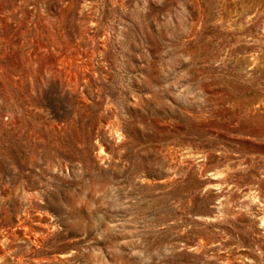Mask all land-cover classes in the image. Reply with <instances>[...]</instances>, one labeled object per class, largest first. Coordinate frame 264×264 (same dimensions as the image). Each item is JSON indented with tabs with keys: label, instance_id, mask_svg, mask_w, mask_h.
Masks as SVG:
<instances>
[{
	"label": "rangeland",
	"instance_id": "rangeland-1",
	"mask_svg": "<svg viewBox=\"0 0 264 264\" xmlns=\"http://www.w3.org/2000/svg\"><path fill=\"white\" fill-rule=\"evenodd\" d=\"M0 264H264V0H0Z\"/></svg>",
	"mask_w": 264,
	"mask_h": 264
}]
</instances>
